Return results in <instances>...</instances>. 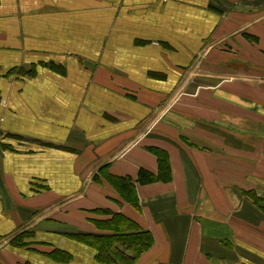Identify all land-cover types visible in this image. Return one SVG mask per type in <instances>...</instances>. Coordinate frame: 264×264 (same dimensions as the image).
Listing matches in <instances>:
<instances>
[{
	"label": "crops",
	"instance_id": "0c3cea01",
	"mask_svg": "<svg viewBox=\"0 0 264 264\" xmlns=\"http://www.w3.org/2000/svg\"><path fill=\"white\" fill-rule=\"evenodd\" d=\"M263 111L264 0H0V264H100L115 214L134 264H264ZM151 148L134 207L99 170Z\"/></svg>",
	"mask_w": 264,
	"mask_h": 264
},
{
	"label": "trees",
	"instance_id": "16d2710c",
	"mask_svg": "<svg viewBox=\"0 0 264 264\" xmlns=\"http://www.w3.org/2000/svg\"><path fill=\"white\" fill-rule=\"evenodd\" d=\"M150 151L156 156L157 172L151 173L140 169L135 180L128 177H117L107 173V168H100V174L107 180L108 184L115 189L120 197L134 207H138L136 185H146L155 182L167 183L172 179V170L168 153L160 148H151ZM256 204H261L264 198L248 192ZM100 229L110 232L106 235L77 234L72 238L92 248L95 252L94 258L100 264H134L139 257L153 244L152 235L138 224L121 214H115L107 221H96ZM26 236L19 234L13 242H21ZM54 259H62L67 256H60L57 250L50 253Z\"/></svg>",
	"mask_w": 264,
	"mask_h": 264
},
{
	"label": "rangeland",
	"instance_id": "374dc122",
	"mask_svg": "<svg viewBox=\"0 0 264 264\" xmlns=\"http://www.w3.org/2000/svg\"><path fill=\"white\" fill-rule=\"evenodd\" d=\"M263 112H264V111H263ZM262 114H263V113H262ZM260 118H262V120H263V122H264V114L261 115V116L259 117V119H260ZM247 134H248V133H247ZM170 165H171V164H170ZM91 228H92L93 231H95V229H94L93 227H91Z\"/></svg>",
	"mask_w": 264,
	"mask_h": 264
}]
</instances>
